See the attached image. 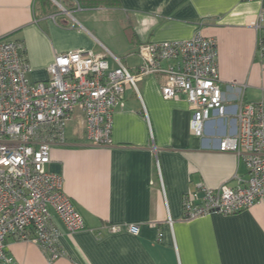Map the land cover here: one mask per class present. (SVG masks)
Listing matches in <instances>:
<instances>
[{"label": "crops", "instance_id": "1", "mask_svg": "<svg viewBox=\"0 0 264 264\" xmlns=\"http://www.w3.org/2000/svg\"><path fill=\"white\" fill-rule=\"evenodd\" d=\"M198 31L217 40L225 106L264 101V0H0V40L24 44L32 82L49 79L58 54L79 49L111 54L134 73L140 45L186 41ZM163 80L142 78L141 99L126 89L111 145L91 144L76 110V126L67 127L65 145L52 147L48 171L63 178L86 229L69 234L54 216L64 257L50 261L34 243L10 242L16 264H264V205L184 220L185 194L234 186L248 169L219 150L236 129L235 110L215 114L196 137L186 98L164 99ZM131 224L138 235L109 230Z\"/></svg>", "mask_w": 264, "mask_h": 264}, {"label": "built area", "instance_id": "2", "mask_svg": "<svg viewBox=\"0 0 264 264\" xmlns=\"http://www.w3.org/2000/svg\"><path fill=\"white\" fill-rule=\"evenodd\" d=\"M260 29V25H257ZM264 54V42L261 40ZM136 72L111 54L79 49L58 54L48 66L49 79L32 82L31 67L20 41L0 40V264H16L10 242L34 243L50 261L64 257L56 216L69 234L86 229L84 216L65 194L63 178L48 171L51 149L66 144V129L76 110L93 145L112 144L113 115L124 107L127 88L141 99L138 82L159 76L164 99L184 96L192 111L190 129L203 138L215 114L236 121L224 136L221 152L244 161L248 178L217 189L203 185L183 197L184 220L231 216L264 205V101L225 106L220 87L218 43L198 31L186 41L142 44ZM112 58L116 67L112 68ZM172 225L171 218L168 219ZM138 235V225L110 226Z\"/></svg>", "mask_w": 264, "mask_h": 264}, {"label": "rangeland", "instance_id": "3", "mask_svg": "<svg viewBox=\"0 0 264 264\" xmlns=\"http://www.w3.org/2000/svg\"><path fill=\"white\" fill-rule=\"evenodd\" d=\"M76 16V15H75ZM76 17H78V16H76ZM74 119L76 118V113L74 114ZM68 126H72V127H75L76 126V123H75V120L73 121V122H70L69 124H68ZM67 126V127H68ZM67 130V129H66Z\"/></svg>", "mask_w": 264, "mask_h": 264}, {"label": "trees", "instance_id": "4", "mask_svg": "<svg viewBox=\"0 0 264 264\" xmlns=\"http://www.w3.org/2000/svg\"><path fill=\"white\" fill-rule=\"evenodd\" d=\"M261 40L264 42V36L261 38Z\"/></svg>", "mask_w": 264, "mask_h": 264}]
</instances>
